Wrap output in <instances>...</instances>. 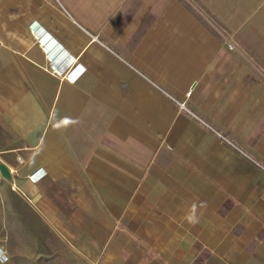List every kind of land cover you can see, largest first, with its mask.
<instances>
[{"label":"crops","instance_id":"crops-1","mask_svg":"<svg viewBox=\"0 0 264 264\" xmlns=\"http://www.w3.org/2000/svg\"><path fill=\"white\" fill-rule=\"evenodd\" d=\"M0 164L5 264H264V0H0Z\"/></svg>","mask_w":264,"mask_h":264},{"label":"built area","instance_id":"built-area-1","mask_svg":"<svg viewBox=\"0 0 264 264\" xmlns=\"http://www.w3.org/2000/svg\"><path fill=\"white\" fill-rule=\"evenodd\" d=\"M31 32L33 36L36 38V42L39 45V47L42 49L45 58H46V64H47V71L52 74L53 76L65 81L66 83L69 84H75L79 76L81 75V71L78 68L79 65L74 63L71 65H60L54 57L50 54L49 49L45 45V41L42 38H39L36 31L34 29H31ZM226 48L229 51H234L235 46L230 43H226ZM43 175L33 173L28 176L29 180L31 182H36L38 181ZM5 254H3L0 250V263L5 261Z\"/></svg>","mask_w":264,"mask_h":264},{"label":"rangeland","instance_id":"rangeland-1","mask_svg":"<svg viewBox=\"0 0 264 264\" xmlns=\"http://www.w3.org/2000/svg\"><path fill=\"white\" fill-rule=\"evenodd\" d=\"M262 172H264V168H262ZM6 223H7V220L5 218H1V216H0V245H4V246L6 245V242L8 240L7 234H6V231H7ZM78 237H79V239H83L82 236H80V235ZM78 245L80 246V248L84 249V250H82L84 253L87 252L85 243L80 242ZM0 247H2V246H0ZM2 248H0V250L3 254H5L4 259L6 261V258H7L6 253H5L4 249H2ZM5 261H3L0 264H5Z\"/></svg>","mask_w":264,"mask_h":264},{"label":"water","instance_id":"water-1","mask_svg":"<svg viewBox=\"0 0 264 264\" xmlns=\"http://www.w3.org/2000/svg\"><path fill=\"white\" fill-rule=\"evenodd\" d=\"M0 174L5 178H10L8 170L2 164H0Z\"/></svg>","mask_w":264,"mask_h":264},{"label":"clouds","instance_id":"clouds-1","mask_svg":"<svg viewBox=\"0 0 264 264\" xmlns=\"http://www.w3.org/2000/svg\"><path fill=\"white\" fill-rule=\"evenodd\" d=\"M187 219H188L190 222H195V221H194V218H193L192 216H189Z\"/></svg>","mask_w":264,"mask_h":264}]
</instances>
